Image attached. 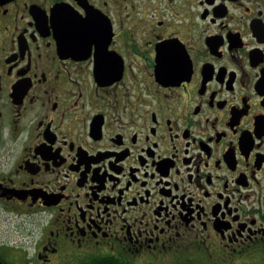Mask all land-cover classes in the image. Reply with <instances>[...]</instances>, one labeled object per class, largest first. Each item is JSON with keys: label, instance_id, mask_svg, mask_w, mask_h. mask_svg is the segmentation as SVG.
<instances>
[{"label": "flooded vegetation", "instance_id": "1", "mask_svg": "<svg viewBox=\"0 0 264 264\" xmlns=\"http://www.w3.org/2000/svg\"><path fill=\"white\" fill-rule=\"evenodd\" d=\"M0 264H264V0H0Z\"/></svg>", "mask_w": 264, "mask_h": 264}]
</instances>
